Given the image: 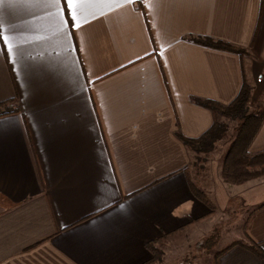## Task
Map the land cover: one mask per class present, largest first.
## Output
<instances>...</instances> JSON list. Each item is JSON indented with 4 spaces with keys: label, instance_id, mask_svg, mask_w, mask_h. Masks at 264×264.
I'll return each mask as SVG.
<instances>
[{
    "label": "crops",
    "instance_id": "crops-1",
    "mask_svg": "<svg viewBox=\"0 0 264 264\" xmlns=\"http://www.w3.org/2000/svg\"><path fill=\"white\" fill-rule=\"evenodd\" d=\"M242 59L258 100L264 0H0V101L22 107L0 117V264H141L148 241L206 225L189 185L203 168L177 132L213 124L191 97L229 103ZM262 149L264 121L248 147ZM211 154L222 212L264 202V178L226 184ZM244 223L263 256L234 244L217 264H264V207Z\"/></svg>",
    "mask_w": 264,
    "mask_h": 264
},
{
    "label": "trees",
    "instance_id": "trees-1",
    "mask_svg": "<svg viewBox=\"0 0 264 264\" xmlns=\"http://www.w3.org/2000/svg\"><path fill=\"white\" fill-rule=\"evenodd\" d=\"M191 40L209 47L238 53L241 57L248 53V48L240 47L223 40H215L210 37H191ZM242 67V85L237 95L229 103L224 104L213 99L195 96L191 97L195 103L210 109L214 113L215 121L213 124L198 137H187L177 132V136L192 153H194L192 165H194L196 169H199V167L203 166L202 161L206 160L205 156L216 149L219 141L226 137L231 129L233 135L220 163L219 173L224 183L233 185H241L250 180L264 178V149L255 153H251L248 150L249 145L264 121V92L260 101L252 100L254 85L245 71L243 59ZM253 106H255L254 109H252ZM19 112H22V107L17 95L0 101V117ZM229 121L233 122L234 125L231 126ZM189 185L194 196L209 207V215L219 210L214 199L208 195L198 181L190 177ZM262 207H264V202L253 207L249 211L247 217H250ZM242 227L245 236L246 223H244ZM177 231L179 230L148 241L146 243V249L151 253V257L141 264H153L155 261L160 260L163 251L159 247V243L163 242ZM246 237L247 241L241 239L234 240L229 246L225 247L224 250L234 244H241L260 256H263L260 244L254 242L250 237ZM224 250L215 254L212 264H217L219 253Z\"/></svg>",
    "mask_w": 264,
    "mask_h": 264
},
{
    "label": "rangeland",
    "instance_id": "rangeland-1",
    "mask_svg": "<svg viewBox=\"0 0 264 264\" xmlns=\"http://www.w3.org/2000/svg\"><path fill=\"white\" fill-rule=\"evenodd\" d=\"M254 90L252 100L257 98L258 92L256 90V93H254ZM263 92L264 90L256 101H260ZM229 124L234 125L231 121H229ZM232 135L230 129L228 135L219 141L216 149L211 152V157H217L220 163ZM211 157H207L208 161ZM202 168V173L199 176L201 178L198 175L193 178L195 180L199 178L203 181L202 188L208 192L211 189V186H209L211 175L208 173V168L204 166ZM235 205L236 199H233L226 211L222 212L219 209L206 225L202 223L197 230L195 227L193 230L183 231L177 236L168 237L160 242L159 247L162 249L163 255L160 260L155 261L153 264H212L217 251L222 250L229 243L237 239L247 241L242 226L251 209H245V211L243 209L241 212L238 208H235Z\"/></svg>",
    "mask_w": 264,
    "mask_h": 264
},
{
    "label": "snow or ice",
    "instance_id": "snow-or-ice-1",
    "mask_svg": "<svg viewBox=\"0 0 264 264\" xmlns=\"http://www.w3.org/2000/svg\"><path fill=\"white\" fill-rule=\"evenodd\" d=\"M68 8L71 9L73 6V0H67Z\"/></svg>",
    "mask_w": 264,
    "mask_h": 264
}]
</instances>
